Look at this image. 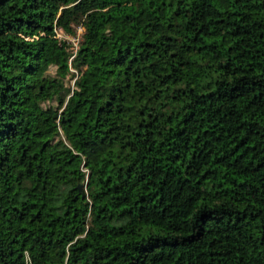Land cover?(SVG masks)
Wrapping results in <instances>:
<instances>
[{"label":"trees","instance_id":"1","mask_svg":"<svg viewBox=\"0 0 264 264\" xmlns=\"http://www.w3.org/2000/svg\"><path fill=\"white\" fill-rule=\"evenodd\" d=\"M0 264H264V0H0Z\"/></svg>","mask_w":264,"mask_h":264},{"label":"rangeland","instance_id":"2","mask_svg":"<svg viewBox=\"0 0 264 264\" xmlns=\"http://www.w3.org/2000/svg\"><path fill=\"white\" fill-rule=\"evenodd\" d=\"M59 35H61V38L66 40L69 45L72 47L73 51L75 52L79 46V44L82 42V34H83V30L81 28H76V33L74 36H67V35H63L61 34V32H58ZM90 49H96V45L93 43L90 45ZM66 85H69V81L66 80ZM72 85V83H71Z\"/></svg>","mask_w":264,"mask_h":264},{"label":"built area","instance_id":"3","mask_svg":"<svg viewBox=\"0 0 264 264\" xmlns=\"http://www.w3.org/2000/svg\"><path fill=\"white\" fill-rule=\"evenodd\" d=\"M58 32H59L58 30H55V33H56L57 38H61V35H59Z\"/></svg>","mask_w":264,"mask_h":264},{"label":"water","instance_id":"4","mask_svg":"<svg viewBox=\"0 0 264 264\" xmlns=\"http://www.w3.org/2000/svg\"><path fill=\"white\" fill-rule=\"evenodd\" d=\"M82 186H79V189L81 190Z\"/></svg>","mask_w":264,"mask_h":264}]
</instances>
